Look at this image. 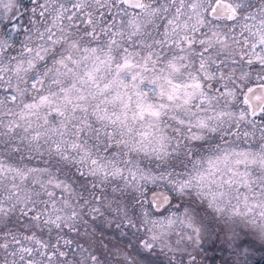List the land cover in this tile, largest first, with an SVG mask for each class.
I'll use <instances>...</instances> for the list:
<instances>
[{
	"label": "snow or ice",
	"instance_id": "snow-or-ice-1",
	"mask_svg": "<svg viewBox=\"0 0 264 264\" xmlns=\"http://www.w3.org/2000/svg\"><path fill=\"white\" fill-rule=\"evenodd\" d=\"M244 229L264 0H0V264H245Z\"/></svg>",
	"mask_w": 264,
	"mask_h": 264
},
{
	"label": "rangeland",
	"instance_id": "rangeland-1",
	"mask_svg": "<svg viewBox=\"0 0 264 264\" xmlns=\"http://www.w3.org/2000/svg\"><path fill=\"white\" fill-rule=\"evenodd\" d=\"M244 231L249 233L248 241L253 244L251 255L246 259L245 264H264V244H261L256 238L254 230L244 229ZM97 239L100 242H106L108 237L97 231ZM207 255L212 258L211 264H232L235 259L231 251L228 250V246L223 244V239L217 242L215 250L210 251Z\"/></svg>",
	"mask_w": 264,
	"mask_h": 264
},
{
	"label": "trees",
	"instance_id": "trees-1",
	"mask_svg": "<svg viewBox=\"0 0 264 264\" xmlns=\"http://www.w3.org/2000/svg\"><path fill=\"white\" fill-rule=\"evenodd\" d=\"M25 3H27V0H25Z\"/></svg>",
	"mask_w": 264,
	"mask_h": 264
}]
</instances>
